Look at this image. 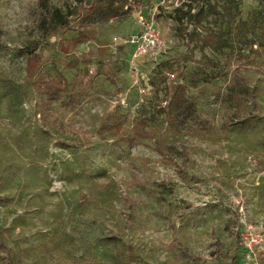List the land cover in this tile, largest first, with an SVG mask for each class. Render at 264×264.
<instances>
[{
    "label": "rangeland",
    "instance_id": "obj_1",
    "mask_svg": "<svg viewBox=\"0 0 264 264\" xmlns=\"http://www.w3.org/2000/svg\"><path fill=\"white\" fill-rule=\"evenodd\" d=\"M0 264H264V0H0Z\"/></svg>",
    "mask_w": 264,
    "mask_h": 264
},
{
    "label": "trees",
    "instance_id": "obj_2",
    "mask_svg": "<svg viewBox=\"0 0 264 264\" xmlns=\"http://www.w3.org/2000/svg\"><path fill=\"white\" fill-rule=\"evenodd\" d=\"M243 25L241 19L238 20V22L236 23L235 26V38L237 39V41L241 44L244 43H248V41H245L246 39H244L243 35H242V28L241 26ZM39 56L38 55H34L31 56L27 59V64L28 67L31 69L32 67H34V65H36V62H39ZM238 73H239V67L235 68L232 72V74L234 75V78H232L231 81H233L232 85L229 87V85L226 87V89L228 91L233 90V93L235 94V96L238 97V101H239V105L245 103V102H252L254 97H255V93L254 90L250 87V85L243 81L240 82L239 79H237L238 77ZM6 87L8 89H11L9 84H6ZM47 90L51 91V92H56L58 90H61L60 87L56 86L53 82L52 83H48L46 84ZM225 99V96L223 97V100ZM192 105L191 103H186L185 105H183L182 107H180L176 113L172 116V118L174 119V121L180 119L183 122V125L186 124V121L189 120L192 116ZM146 123L141 121L139 122L136 127L134 128L136 136L140 137V138H145L147 135L144 131ZM160 153L163 154V151L160 150Z\"/></svg>",
    "mask_w": 264,
    "mask_h": 264
},
{
    "label": "built area",
    "instance_id": "obj_3",
    "mask_svg": "<svg viewBox=\"0 0 264 264\" xmlns=\"http://www.w3.org/2000/svg\"><path fill=\"white\" fill-rule=\"evenodd\" d=\"M138 23L141 27L140 31L129 35L124 42L132 48L134 58L154 56L163 44L162 37L155 26V21L153 17L148 19L140 15Z\"/></svg>",
    "mask_w": 264,
    "mask_h": 264
}]
</instances>
